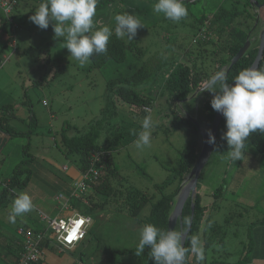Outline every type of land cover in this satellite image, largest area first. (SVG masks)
Masks as SVG:
<instances>
[{"label":"rangeland","instance_id":"rangeland-1","mask_svg":"<svg viewBox=\"0 0 264 264\" xmlns=\"http://www.w3.org/2000/svg\"><path fill=\"white\" fill-rule=\"evenodd\" d=\"M41 2L42 0H31L25 3V7L21 4L19 11L12 16L13 23H10V26L12 33H15V45L12 41L5 46L6 39L0 37V115L5 107L13 109L14 118L12 116L7 127L23 133L21 136L9 138L3 145L0 156V161L3 159L0 163V195L5 189L4 182L12 177L23 160L30 157H34V163L27 167L31 169L32 175L36 172V168L33 170L35 163L47 166V161L44 160L53 161L57 167L66 164L76 171L77 155L66 158L60 150L61 132L69 126L67 134L74 135L78 131H84L92 120L99 117L105 105L110 80L131 77L145 64L152 75L150 81L155 78L156 66L162 67L160 74L164 76L169 65L185 59L183 48L195 50L201 44L204 38L199 37L200 32L203 31L206 35L210 24V21H207L203 25V17L212 18L220 8L228 11L227 17H230L234 6L241 9L248 2L255 8L250 0H197L188 4L184 2L188 17L175 23L165 19L162 14L153 12L152 6L157 0H98L96 15L93 18V31L109 26L115 34L114 16L124 12L133 13L141 18L144 27L138 29L133 41L126 38L122 40L142 48L145 54L139 58L133 51L128 50L125 61L110 60L102 67L94 68L92 60L81 67L76 60L70 58V53L64 49L63 38L55 39L51 24L48 29L41 30L30 21L29 17ZM215 25L216 28L219 26L217 22ZM14 26L15 32L12 28ZM162 81L163 78L159 76L151 83L160 84ZM138 90L145 91L148 88L143 86ZM152 90H156L153 96L157 97L160 90ZM164 99L158 98L157 104L145 108L130 107L123 102L119 104V117L116 122L120 123L124 137L112 152L114 168L119 176L112 186L115 192L118 191V200H123L122 196L131 190L147 196L157 194L155 185H160L169 178L178 164L180 152L190 140L184 131L168 132L170 120L165 113L170 112L167 111ZM143 110L146 113L142 112ZM149 114L155 124L151 146L139 150L135 147L137 136L133 134V130L137 133L141 131L142 120ZM32 117L34 120H31ZM194 118L198 121L197 116ZM200 124L199 143L202 147L203 135L211 129V125L205 121ZM228 150L227 148L222 154L215 155L205 166L203 184L199 192L203 204L209 206L214 201V190L220 187L225 179L229 181L231 177L238 178L229 181L230 184L224 190L223 201L220 202L215 215L216 221L222 223L231 212L230 208L234 209L236 205H243L249 210L246 213V216L248 213L249 216L244 217L241 222L243 229H238L237 236L231 234L227 237L221 252L225 255L227 250L231 253L228 257L237 260L244 253L243 246L248 238L246 225L264 215V163L258 158L255 162L256 168L250 172L246 177L248 181L245 180L243 184L245 167L240 171H237L236 166L226 169L229 161ZM188 183L189 180L185 184ZM172 190L173 187L166 192ZM22 192L31 197L34 207L12 223L8 219L12 202ZM5 198V201L0 203V221L4 230L10 234L19 225L27 226L31 230L45 229L48 220H42L41 214L52 219L63 209V199L58 197L57 201L61 203L59 204L57 198H52L51 195L47 197L36 181H31L24 189H6ZM64 199L66 203L70 200ZM221 204L226 205V208ZM76 205L77 208L84 209L85 204L78 200ZM116 206L108 204L105 209L88 212L91 217L90 230L85 243L76 251V256L84 255L88 264H139V256L135 255L133 249L138 244L139 233L144 225L129 216L125 204L123 207L118 204ZM255 206L257 209L254 210ZM148 211L149 209L145 208L140 217L146 216ZM234 229L232 226L231 232H234ZM253 236L254 234L251 235V240ZM65 257L57 255L56 259ZM0 264L11 263L0 257Z\"/></svg>","mask_w":264,"mask_h":264},{"label":"trees","instance_id":"trees-1","mask_svg":"<svg viewBox=\"0 0 264 264\" xmlns=\"http://www.w3.org/2000/svg\"><path fill=\"white\" fill-rule=\"evenodd\" d=\"M255 1H257L259 5H262V9L264 10V0ZM246 6L245 10H241L239 7L234 6L231 11L232 16L230 17H227L228 11L220 8L218 13L212 17V21L210 20L206 39H202L201 42L199 40L198 42L201 44L199 47L195 48V50L192 48H183L186 60L176 61L172 65H169L167 67L168 72L165 73L164 76L160 74L162 67L156 66V75L151 81L154 82L160 76L163 78L160 84L151 83L150 77L152 75L149 72L147 64L141 66L131 77L112 79L108 82L105 105L101 109L99 117L92 120L84 131L77 130L78 132L74 135L67 134V129L70 128L69 126L62 130L60 150L66 158L77 155V168L80 172H85L90 167V162L94 154L104 152L107 157L105 172L100 182L96 186H92V195H86L84 197L85 201L88 203L86 204L84 201L77 198L79 202L85 204L84 209L78 208L82 215L86 216L91 210L105 209L108 204L112 206L118 204L120 207H123L125 204L124 207L128 210L129 216L140 224H152L161 230L168 229L169 217L173 212L174 204L176 203L181 186L189 176L201 151L199 129L189 117L194 118L197 116L199 124L201 121H205L208 122L209 125H212L216 115V111H214L210 105V101L214 94L208 91L199 92L196 95L195 93L197 90L204 87L215 73L222 71L224 68L227 69L232 58L250 37V31L252 32L253 29H255L253 33L258 37L261 29L264 28V26H261V20L258 26L255 27L257 13H254L249 2ZM207 20L208 18L203 17L201 23L204 25ZM4 21L7 22L6 19ZM216 22L219 25L217 28L215 25ZM231 28L235 31V34L229 32ZM250 41L251 46L249 50L226 75L227 83H233L234 77L237 76L240 71L250 68L255 61L260 41L259 38H257L256 41ZM9 44L10 40H7L5 46ZM107 49L108 51L106 54L94 55L92 57V66L94 68L102 67L110 60L117 62L125 61L128 50L133 51L139 58H142L145 54L142 48L137 47L133 43L124 42L121 38L116 37L114 33L109 38ZM1 54L2 52H0V56ZM258 70H264V55ZM158 85L160 86L158 87ZM143 86L148 88V90L139 91L138 89ZM154 88H158L161 91L158 92V95L156 94L157 97L153 96L154 91H156L152 90ZM218 90L217 88V91ZM158 98H160V100L165 98L164 101L168 107L167 111L170 112V114L165 113L170 120L167 128L168 132L176 133L177 131H184L190 137V140L180 152L178 164L176 168L173 169L169 178L162 184L155 185L157 194L147 196L142 192L131 190L127 191L125 196L120 194L124 198L123 200H118L116 198L118 196V191L115 192L112 186L113 181L117 180L119 177L116 168H114L112 152L124 137V132L120 128V123L116 122V119L119 117V104L123 102L127 103L130 107H153L154 103H158ZM12 110L13 109L5 107L3 108L2 115H0V131L9 138L23 135V133L18 132L16 129L7 127L12 116L14 118ZM142 112L146 113L144 110ZM31 120H34V117H32ZM224 131H226L225 119L222 118L217 142L211 159L214 158L215 155L222 154V152L228 148L226 141L221 140V134ZM245 143V157L240 161L229 160L226 168L228 170V167L233 168V166H236L237 171H240L242 167H245L246 172L244 173L243 184L250 172L256 168V160L261 158L260 161L264 163V134L259 132L252 133ZM33 160L34 157L25 159L16 168L15 173L12 175L7 185H5V189L1 192L0 203H3L6 199V189L13 191L14 188L24 189L28 185L31 178V170L27 166L31 164ZM236 178L237 177L234 176L231 177L230 180L234 181ZM229 181L225 179L222 185L214 190L212 194L214 201L211 205H204L199 192L203 184L202 171L194 200H192V198L188 199L182 213L181 222L178 221L176 225L175 230L186 231L188 228L183 224V218L188 217L191 219V229L185 243V248H190V239L192 236H199L204 246L205 256L201 264H251L253 260H255V256H259L258 240L261 239V236H264V215L261 219H256L255 222L246 225L245 229L247 228V232H245L248 238L245 241L246 245L243 246L244 253H242L241 257L237 260L233 257H228L231 256V253L227 250H225V255L221 253L227 237L231 234L237 236L239 234L238 229H243L241 225L242 220L244 217L246 218L249 216V213L248 216H246L249 210L245 208V206L236 205L234 209L230 208L231 212L223 219L222 223L216 221L215 215L219 210L220 202L223 201V193L226 186L230 184ZM172 187L173 190L171 192H166V190ZM94 193L100 194L102 197L96 199L94 198ZM77 199L72 201V207L75 209L77 208ZM192 202L195 204L193 216ZM221 206L226 208L224 204H221ZM116 207L119 208L118 206ZM145 208L149 209L148 214L141 218L140 216ZM255 209H257V206H255L254 210ZM232 226L235 228L234 232H231ZM252 234H254V236L251 240ZM200 235H202V237ZM4 250L15 259V263L19 257L21 246L15 241V244L8 243L5 245L2 252ZM133 250L135 251L136 248ZM148 253L149 249L146 248L145 252L139 256V264H154V261L149 258ZM221 256L222 258H220ZM184 264H196L195 254L189 252L185 257Z\"/></svg>","mask_w":264,"mask_h":264},{"label":"clouds","instance_id":"clouds-1","mask_svg":"<svg viewBox=\"0 0 264 264\" xmlns=\"http://www.w3.org/2000/svg\"><path fill=\"white\" fill-rule=\"evenodd\" d=\"M97 4L98 0H42L29 19L41 30L48 29L51 24L55 39L63 38L64 49L70 53V58L84 67L94 55L107 53L109 38L113 35V29L109 26L93 31ZM152 9L155 14H162L165 19L175 23L187 18L189 14L184 0H157ZM114 21L116 37L128 41H133L138 29L144 27L141 18L129 12L116 14ZM233 81L234 86L227 83L225 73L220 71L210 78L203 91L214 94L210 101L211 108L225 119L226 131L221 134V140L226 141L228 146L227 158L240 161L245 157L248 137L257 132L264 134V70L246 68ZM154 127L153 118L149 114L142 120V130L138 133L133 130L137 136L134 141L137 149L151 146ZM207 136L206 142L214 145L216 140L211 130H208ZM33 207L27 193L18 194L12 202L9 221L15 223L17 217L32 211ZM88 219L83 218L81 223ZM183 224L186 228L190 227L191 219L183 218ZM187 239L186 231L169 228L161 230L146 224L140 230L135 255H142L147 248L154 264H184L186 255L191 252L195 254L196 264H201L205 259L202 241L199 236H192L190 248H185Z\"/></svg>","mask_w":264,"mask_h":264},{"label":"crops","instance_id":"crops-1","mask_svg":"<svg viewBox=\"0 0 264 264\" xmlns=\"http://www.w3.org/2000/svg\"><path fill=\"white\" fill-rule=\"evenodd\" d=\"M29 1H31V0H19L17 6L14 8V11H13L14 13L12 12L9 16H6L5 13L0 9V37L2 39L3 38L6 39V42H7V40H10V44L13 41V44L15 45V41L13 40V37H14L13 34L15 35V33H12L10 21H13L12 16L13 15L15 16V13L17 11H19L20 5L23 4L24 5L23 7H25V3L27 4ZM5 19L7 20V22L4 21ZM12 28H13V32H15V27H12ZM8 29H9V34H8ZM13 114H15V113L13 112ZM8 139H9V137L5 136L0 131V156H2L3 145L5 144L6 140H8ZM44 159H46V158H44ZM44 161H47V166L42 165V163H35V167L33 168V170L36 168V172L34 173V175H32V173H31V178H30L28 185L31 183V181L38 182L39 186L41 187V191L43 192V194H45L47 197L49 195H51L52 198H54V197L57 198L56 201L58 200V197L62 196L63 209L61 210V213L59 212L52 219H67L76 213L81 214L78 211V208L75 209L72 207V201L76 198V197H74V189L72 187V184L81 177L80 170L78 168H75L76 171L72 170L66 164L59 166L60 167L59 168L51 160H44ZM2 162H3V159H2V161H0V163H2ZM33 163L34 162L32 161L31 164H33ZM31 164H29V165H31ZM64 167H67V169L64 170ZM9 180H6L4 182V185H7ZM89 195H92V193ZM93 195H94V198H96V199L102 197V195L97 194V193H94ZM64 198L70 199L68 201V204H66ZM46 203H47V205H49V202H47V199H46ZM59 204H61V203H59ZM86 216L91 219V217L89 216L88 213L86 214ZM20 227H25V228L29 229L27 226L19 225L15 229V230H17V233H15V230H14V232L12 234H10V233L6 232V230H4V226L2 225V222L0 221V252H1V257H2V259H5L6 261L8 260L11 264L14 263L15 259L11 255H8V253H6L5 250L3 252H2V250L4 249V246L7 245L8 243L15 244V241H17V244L20 245L21 237L18 235V229ZM45 230H46V228L42 229V230H34V231H45ZM89 230H90V226H89L88 232H89ZM48 235H49V233H48ZM87 235H88V233H87ZM260 238H259L260 240H258L259 241L258 242V247H259L258 251H260V253L258 252L259 256H255V260H253V262L251 264H264V236H261ZM86 239H87V236H86ZM86 239L84 240V242H82L80 245L76 246L74 249L62 252L55 245L52 237H48L43 242V257H42L40 264H80V263L88 264V262L86 261L87 259L85 258L84 255L82 256V254H81L80 257L76 256V251L78 250V248L80 246H82L85 243ZM57 255L61 256V257H65L66 255L67 256L65 257V259H58L57 260L56 259Z\"/></svg>","mask_w":264,"mask_h":264},{"label":"built area","instance_id":"built-area-1","mask_svg":"<svg viewBox=\"0 0 264 264\" xmlns=\"http://www.w3.org/2000/svg\"><path fill=\"white\" fill-rule=\"evenodd\" d=\"M18 1L19 0H0V9L6 16H9L14 11ZM10 22L11 24L13 23V21ZM199 37L205 38L206 35L202 31ZM106 160L107 157L104 152H98L93 155L90 167L85 172H81V177L74 182V197L81 199L86 204L88 203L85 201L84 197L91 194L93 191L92 186H96L100 182L105 172ZM66 169L67 167H64V170ZM59 198H62V196ZM66 204H68V202ZM86 217L87 216L76 213L67 219H48L41 214L42 220H48V226L45 231H34L25 227H20L18 229V235L21 237V250L14 264H40L43 257V242L48 237H52L53 242L62 252L74 249L86 239L91 223V219L81 223L83 218ZM69 237H71V239H69Z\"/></svg>","mask_w":264,"mask_h":264},{"label":"water","instance_id":"water-1","mask_svg":"<svg viewBox=\"0 0 264 264\" xmlns=\"http://www.w3.org/2000/svg\"><path fill=\"white\" fill-rule=\"evenodd\" d=\"M197 0H184L185 3H194ZM251 3H253L258 9L260 8V5L257 1L255 0H250ZM259 49H258V53L256 56L255 61L253 62V64L251 65L250 68L255 67L257 69H259V65L260 62L263 58L264 55V30L261 32L260 37H259ZM251 46V41L248 38L245 42V44L243 45V47L238 51V53L232 58L229 66L227 67V69L224 68L223 72L225 73V75L228 74V72L232 69V67L237 64L246 54V52L249 50ZM230 85L234 86V82L231 83ZM208 86V83L202 87L201 89L197 90L195 95L198 94L199 92H203V90ZM223 116L219 113L216 112V115L213 119L212 125H211V132L213 134V136L215 137V140L217 142V138H218V133H219V128H220V124L222 121ZM189 119L192 120V122L198 127L199 129V133L201 132V127L200 124L198 123V121L194 118H190ZM208 139L207 133L203 135V144L201 147V151L200 154L198 156V159L194 165V167L192 168L189 176L187 177L186 181L189 180V183L186 185V181H184V183L181 186L179 195L177 197L176 203L174 204V209L172 214L169 217V221H168V228L169 229H175L176 225L179 222H181V217H182V213L185 207L186 202L188 201V199L192 198V200H194V197L196 195V190H197V185H198V181L199 178L201 176L202 171L204 170L205 166L209 163L212 155H213V151L215 148V145H211L208 144L206 141ZM192 216L194 214V210H195V204L194 202H192ZM191 229V225L190 227H188V229L186 230L187 232V236L190 232ZM186 243V241H185ZM185 243H184V247H185Z\"/></svg>","mask_w":264,"mask_h":264},{"label":"flooded vegetation","instance_id":"flooded-vegetation-1","mask_svg":"<svg viewBox=\"0 0 264 264\" xmlns=\"http://www.w3.org/2000/svg\"><path fill=\"white\" fill-rule=\"evenodd\" d=\"M251 2V1H250ZM264 5V4H263ZM247 7V6H246ZM241 10H245V6H243V7H241ZM240 10V11H241ZM252 10L253 11H256V13H257V16H256V23H255V27L256 26H258V23H259V21L261 20L262 21V24H261V26H264V10L262 9V5H260V8L258 9L256 6H255V8H254V6L252 5ZM240 16H242V15H240ZM212 19L213 18H210V19H208L207 21H212ZM207 21H206V23H207ZM209 25V24H208ZM264 30V28L263 29H261V31H260V33H259V35H258V37H256L255 36V33H253V32H255V29H253V31L252 32H250V34H249V39L250 40H252V42L253 41H256V39L257 38H259L260 37V34H261V32ZM207 31H208V29H207ZM230 33H232V34H235V31L231 28L230 29V31H229ZM254 34V35H253ZM251 38H253V39H251ZM208 39H209V37H208ZM207 39V40H208ZM215 40V39H214ZM224 70V69H223ZM222 70V71H223Z\"/></svg>","mask_w":264,"mask_h":264},{"label":"snow or ice","instance_id":"snow-or-ice-1","mask_svg":"<svg viewBox=\"0 0 264 264\" xmlns=\"http://www.w3.org/2000/svg\"><path fill=\"white\" fill-rule=\"evenodd\" d=\"M69 239H71V237H69Z\"/></svg>","mask_w":264,"mask_h":264}]
</instances>
